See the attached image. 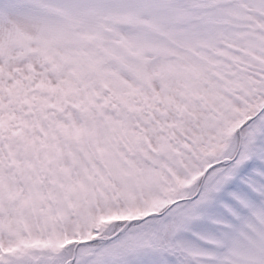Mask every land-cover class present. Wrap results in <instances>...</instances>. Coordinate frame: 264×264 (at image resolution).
I'll return each instance as SVG.
<instances>
[{"label": "snow or ice", "instance_id": "obj_1", "mask_svg": "<svg viewBox=\"0 0 264 264\" xmlns=\"http://www.w3.org/2000/svg\"><path fill=\"white\" fill-rule=\"evenodd\" d=\"M0 264H264V0H0Z\"/></svg>", "mask_w": 264, "mask_h": 264}]
</instances>
